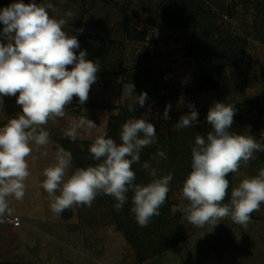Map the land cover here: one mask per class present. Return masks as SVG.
<instances>
[{"label":"rangeland","instance_id":"rangeland-1","mask_svg":"<svg viewBox=\"0 0 264 264\" xmlns=\"http://www.w3.org/2000/svg\"><path fill=\"white\" fill-rule=\"evenodd\" d=\"M32 3L33 0H23ZM215 12L222 14L223 25L240 34L253 33L259 22L250 5L252 0H239L238 15L231 18L226 14L230 0H206ZM243 1H245L243 3ZM19 0H6L9 6ZM37 4L44 0H35ZM54 6L50 15L67 21L64 30L76 37V32L104 38L113 45H104L107 54H100L102 46L92 44L89 60L103 61L110 66H120L123 74L105 77L92 84L89 98L84 105L78 97H73L65 108V115L50 119L41 126L49 133V144L37 148L28 157L30 176L25 181L26 191L22 200L8 197L11 215L3 217L0 223V262L7 264H264V204L258 212L251 214L246 226L233 223L231 218L220 221L215 227L211 224L196 228L188 222L183 208L187 201L182 194L183 183L171 181L170 213L181 214L182 222L188 230L186 240L175 248L159 255L140 260L131 247L118 222L125 218L120 211L114 214L111 207L101 204L97 198L91 207L73 206L57 215L50 209V197L43 189V170L55 162V155L61 145L56 138L65 137L64 131L74 120L87 117L97 124V129L106 132L111 114L127 107L129 96L123 92L124 79L134 73L136 76L149 70L156 80L153 98L146 100L145 114L155 125L169 129L182 115L189 114L194 105L196 111L209 110L215 102L241 103L244 115L251 116L255 110L251 102L264 106V40L250 37L248 56L238 68H227L222 75L218 90L194 91L191 83L194 60L186 57L183 46L190 34L185 32L159 31L151 28L143 42H130L124 38L126 25L142 28L152 25L156 7L160 0H86L85 6L79 0H47ZM247 2V3H246ZM116 4L117 6H114ZM119 7H123L122 11ZM71 11L72 16H67ZM83 16L81 20L80 17ZM74 24H77L76 27ZM4 27V25H3ZM82 29V31H81ZM261 29V28H260ZM262 31V29L260 30ZM249 34V33H248ZM77 38V37H76ZM111 41V42H110ZM1 42L8 41L2 36ZM87 47V46H86ZM104 55V56H103ZM118 69V68H117ZM119 70V72H121ZM134 70V71H133ZM133 71L132 73H130ZM15 96H0V127L8 119L22 114V105ZM116 106L110 109L109 106ZM171 105L169 119L163 118L166 106ZM264 121V115L263 119ZM193 128V127H191ZM97 129L92 130L93 136ZM39 131V129H38ZM264 138V131L261 132ZM68 138V137H66ZM76 140L91 141L87 132L79 130ZM47 155H44V153ZM160 176L168 175L154 162ZM75 170L72 166L69 175ZM259 172L250 163L241 165L233 173L232 183L224 203H230L231 191L246 176ZM59 194V193H57ZM107 203V202H106ZM19 218L11 223L9 218ZM157 246V245H156Z\"/></svg>","mask_w":264,"mask_h":264},{"label":"clouds","instance_id":"clouds-1","mask_svg":"<svg viewBox=\"0 0 264 264\" xmlns=\"http://www.w3.org/2000/svg\"><path fill=\"white\" fill-rule=\"evenodd\" d=\"M50 9L54 10V6L47 0L40 4L19 0L0 10V22L4 25L0 36L8 41L0 42V96L19 93L16 102L23 108L22 114L0 127V223L6 214L12 213L8 197L19 201L25 196L33 144L37 148L49 144V133L41 126L50 119L63 117L73 97L84 105L99 71L96 62L86 59V51L77 56L79 40L66 33L67 21L51 16ZM67 16H72L71 11ZM69 65L73 66L71 70ZM123 92L132 95L134 84L125 85ZM146 99L147 92H142L135 102L143 107ZM188 106L192 111L182 115L175 128H191L198 122V111L194 105ZM170 108L171 105L166 106L164 119H169ZM128 111H135L134 105L130 104ZM235 114V106L215 102L206 117L211 130L206 138H195L191 172L183 183L182 194L189 201L183 208L185 217L196 228L209 224L215 227L229 217L233 223L246 226L251 214L260 211L264 204V168L257 175L246 176L232 189L230 203H224L229 189L228 174L254 160L255 152L264 151V145L251 135L250 126L246 133L229 131ZM81 129L91 139L89 151L99 163L78 167L69 175L72 154L59 148L55 162L43 170L42 187L50 197L51 211L59 215L73 206L91 207L101 194L114 198V208L120 211L131 191V212L137 224L146 227L153 216L160 214L173 179L171 174L160 176L156 168L144 162L142 168L151 180L147 184L136 183L132 166L140 162L144 147L157 142V131L148 114L130 118L122 125L119 144L87 117L72 121L64 135L75 141ZM93 129H97L95 136ZM156 155L167 159L163 150Z\"/></svg>","mask_w":264,"mask_h":264},{"label":"trees","instance_id":"trees-1","mask_svg":"<svg viewBox=\"0 0 264 264\" xmlns=\"http://www.w3.org/2000/svg\"><path fill=\"white\" fill-rule=\"evenodd\" d=\"M79 1L82 6H85L86 0ZM237 1L239 0H230L227 4L225 13L231 18H235L238 15ZM244 2L245 1H243V3ZM28 3L27 1L25 2V4ZM113 5L117 6L116 4ZM250 5H252L255 11L258 22L261 19L258 27H256L253 33L249 31L240 34L225 27L223 25V13L220 15L212 10L206 0H160L156 7V15L152 25H144L140 28L128 24L125 28L124 38L130 42H143L147 39L151 28H156L159 31L185 32L190 34L189 40L186 45L183 46L182 50L186 57H191L194 60L191 79L194 91L218 90L225 70L231 67L238 68L241 63L245 61L248 56L250 37L253 36L264 40V0H252ZM4 7H7L6 0H0V10ZM119 8L126 12L123 7ZM80 19L82 20L83 16H81ZM74 25L76 27L78 26L77 24ZM260 28L262 31H260ZM2 30L3 23L0 22V33H2ZM1 37L2 36H0V42ZM76 37L80 43V48L76 50L77 56L82 50L88 51L89 53H91L92 50H96L95 47L93 48L90 46L92 44H99V46L103 47L108 43L104 38L95 37L85 32L80 33L77 31ZM108 44L114 45L115 42ZM97 51L100 54H107V49L104 47L101 51ZM91 61L99 65V71L97 73L99 79L114 77L120 73L121 75L123 74V71L120 70L121 65L110 66L109 68L108 66L110 64L107 65L104 63L106 60H103L104 62H99L94 58ZM72 67V65H69V70H71ZM119 70L121 72H119ZM127 76L128 77L124 79L123 85L125 86L133 83L134 92L132 95L127 94L129 96V103L126 108L109 116L106 127L108 137L113 138L118 144L122 142L120 140L122 125L130 118H139L145 115L146 104L143 107L136 104V96H139L142 92H147L146 100H149L154 97L156 90V80L149 70H145L137 76L134 73L131 76L130 74ZM130 104L134 105L135 111H128V106ZM225 104L233 105L236 108L234 123L229 131L234 133H246L250 126L251 135L257 142L264 145V138L261 136V132L264 131V121L262 120L264 106L256 102H251L250 105L255 110V113L247 117L244 115L241 103L228 102ZM109 107L113 110L117 108L113 105ZM208 111L209 110L198 111V122L195 123L193 128L169 129L165 126L156 128L157 142L144 147L140 152V162L132 166L133 170L136 172V183L147 184L150 182L151 176L142 168V164L148 162L154 167L153 164L155 161L158 166H160V170L166 168L169 170V174L173 177L171 181L176 180L177 182L179 181V183H184L191 172V150L195 144L196 136L203 135L206 138L207 133L211 130V126L206 119ZM56 141L65 151L71 152L73 158L72 166L75 169L90 165L94 166L99 163V161L93 159L89 151L91 141H72L70 138L66 137L56 138ZM159 150L166 152L167 159L160 158L156 155ZM254 156L255 159L249 161L251 166L258 170L264 168V151H257L254 153ZM232 177L233 173L228 174L226 177L229 180V189L232 183ZM169 189L166 201L160 208V214L158 216H153L146 227H140L137 224L135 216L131 212V198L133 193L131 191L127 193L128 202L125 203L121 210L125 221H119L117 225L140 260H145L151 256L167 252L175 248L188 237V230L181 220V214H175L173 216L170 213V185ZM96 198L101 204H105V206L107 205L109 208L111 207V211L116 214L114 208L116 201L114 198L103 194L98 195ZM0 264L7 263L0 262Z\"/></svg>","mask_w":264,"mask_h":264},{"label":"built area","instance_id":"built-area-1","mask_svg":"<svg viewBox=\"0 0 264 264\" xmlns=\"http://www.w3.org/2000/svg\"><path fill=\"white\" fill-rule=\"evenodd\" d=\"M9 220L11 221V223L13 224V223H18V221H19V218H9Z\"/></svg>","mask_w":264,"mask_h":264}]
</instances>
